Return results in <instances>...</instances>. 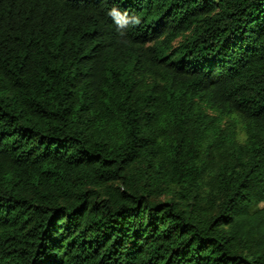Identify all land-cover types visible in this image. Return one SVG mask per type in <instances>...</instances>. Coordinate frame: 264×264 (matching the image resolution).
Wrapping results in <instances>:
<instances>
[{"label":"trees","instance_id":"16d2710c","mask_svg":"<svg viewBox=\"0 0 264 264\" xmlns=\"http://www.w3.org/2000/svg\"><path fill=\"white\" fill-rule=\"evenodd\" d=\"M0 264H264V0H0Z\"/></svg>","mask_w":264,"mask_h":264}]
</instances>
